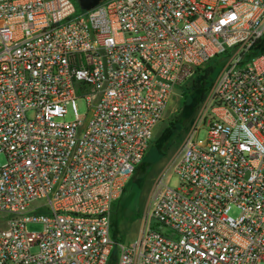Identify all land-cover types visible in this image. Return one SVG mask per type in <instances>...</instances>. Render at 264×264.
Listing matches in <instances>:
<instances>
[{"label": "built area", "instance_id": "built-area-1", "mask_svg": "<svg viewBox=\"0 0 264 264\" xmlns=\"http://www.w3.org/2000/svg\"><path fill=\"white\" fill-rule=\"evenodd\" d=\"M263 38L264 0H0V264H264ZM219 57L204 142L119 243L112 207L174 90Z\"/></svg>", "mask_w": 264, "mask_h": 264}, {"label": "rangeland", "instance_id": "rangeland-1", "mask_svg": "<svg viewBox=\"0 0 264 264\" xmlns=\"http://www.w3.org/2000/svg\"><path fill=\"white\" fill-rule=\"evenodd\" d=\"M213 63L216 68L222 69L224 60L219 58ZM219 72L220 70L215 78ZM194 80L195 75L192 73L174 90L163 118L154 130L153 138L142 161L148 164L145 173H133L122 196L112 207L111 223L114 221L117 225L119 233L116 240L119 243L126 245L136 239L141 219L148 209L154 184L158 178L162 176L164 180L168 181V186L171 188L178 186V177L172 172L170 164L177 157L181 143L197 127H199L198 132L193 140L198 143H203L205 140L206 131L200 122L203 121L205 115V103L209 91L204 99L197 101L198 96L191 89ZM75 105L79 115L87 116L88 109L83 98L76 99ZM73 119L72 110L68 108V114L61 121L71 122ZM4 162V155H0V163L3 164ZM229 215L237 217L238 211L232 208ZM25 229L29 232L42 230L41 225L36 223L26 224ZM117 257L118 249L113 246L108 264H116Z\"/></svg>", "mask_w": 264, "mask_h": 264}, {"label": "trees", "instance_id": "trees-1", "mask_svg": "<svg viewBox=\"0 0 264 264\" xmlns=\"http://www.w3.org/2000/svg\"><path fill=\"white\" fill-rule=\"evenodd\" d=\"M252 53L254 55H260V54L264 53V38L257 42L255 47L253 48ZM219 58H216L215 60H213L212 62H210L206 66L193 71V73L195 75V80L192 83L191 89H192V91H194L197 94V96H198L197 101L204 99L206 93L209 91L213 81L215 80V75L218 73L219 70H221V69H219L220 67L216 68L214 66V63H213L214 61H217V59H219ZM147 166H148V164L146 162H142L135 169L134 173L140 172V173L144 174ZM111 230H112V238L114 240H116L118 233H119V230H118L117 225L114 221L111 223Z\"/></svg>", "mask_w": 264, "mask_h": 264}, {"label": "water", "instance_id": "water-1", "mask_svg": "<svg viewBox=\"0 0 264 264\" xmlns=\"http://www.w3.org/2000/svg\"><path fill=\"white\" fill-rule=\"evenodd\" d=\"M80 11L85 12L96 7L101 0H74Z\"/></svg>", "mask_w": 264, "mask_h": 264}]
</instances>
